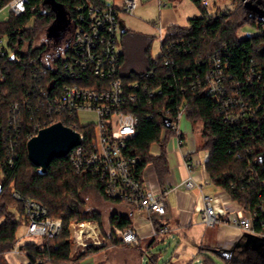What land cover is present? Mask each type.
Instances as JSON below:
<instances>
[{"label": "trees", "instance_id": "1", "mask_svg": "<svg viewBox=\"0 0 264 264\" xmlns=\"http://www.w3.org/2000/svg\"><path fill=\"white\" fill-rule=\"evenodd\" d=\"M75 19V6L93 3L104 5L99 0H55ZM173 1V0H169ZM200 14L188 19L187 26L168 25L164 40L160 43V54L151 58L146 50V68L143 71L122 73L125 53L120 54L119 75L124 81L139 80L147 89H137V100L130 109L138 116L137 133L128 139L126 151L139 156L138 171L151 163L158 178L168 171L165 145L172 132L164 118H175L178 106L186 100V116L191 122L202 123L203 142L201 149L208 152L204 163L210 180L243 208L252 218L253 229L264 233V18L247 8L242 0H233L234 6L212 15H205L200 0H193ZM264 9V0H249ZM1 4V3H0ZM31 8H34L32 10ZM34 16L35 24L26 27ZM56 18V11L46 0H29L26 12L0 21V33L10 36L8 46L14 58H5L8 72L0 80V120L4 122L12 102L26 98L30 107L23 108V123L15 145L17 156L12 165L4 162L5 140L8 134L0 131V254L11 250L20 224L24 223V209L21 201L12 195V189L24 197L40 201L52 217H59L62 226L58 236L42 241H27L19 246L29 264H80V260L99 252L106 245L127 247L114 233L113 228L131 226L129 215L112 212L108 218L109 229L105 228V245L87 246L76 256L72 255V231L70 223L94 220L102 224L100 212H87L81 192L93 187L107 201L108 198L100 180L89 172L76 171L67 156L53 158L46 173H38V167L28 158L26 144L31 138L32 127L41 123L42 128L61 121L70 125V118L47 115L39 99V88L46 84L51 89L77 82L87 87H99L105 79L80 71L79 76L70 77L60 68L47 69L41 74L44 64L45 46L33 42L41 28L50 25ZM246 23L259 27L257 33L239 35V29ZM125 28V27H124ZM127 32L125 28L124 32ZM166 44L170 45L166 48ZM214 52L227 64L226 74L237 82L239 92L254 108V113L228 120L217 109L213 96L206 94L203 86L209 68V56ZM60 58L56 64L60 65ZM168 61L165 64V61ZM253 65L254 75L249 67ZM151 74L145 77L146 72ZM259 73V75H257ZM160 87L161 93L148 96V91ZM169 110V111H168ZM168 111V112H167ZM89 143L93 137L90 126H76ZM165 136L161 140V134ZM160 142V152L152 154L150 146ZM5 163V165H4ZM125 204V203H123ZM156 230L159 225L154 223ZM263 245H255L244 237L231 249H203L198 251L200 264H264ZM221 260L222 263H218Z\"/></svg>", "mask_w": 264, "mask_h": 264}, {"label": "built area", "instance_id": "2", "mask_svg": "<svg viewBox=\"0 0 264 264\" xmlns=\"http://www.w3.org/2000/svg\"><path fill=\"white\" fill-rule=\"evenodd\" d=\"M140 0H120L118 4L95 5L84 3L75 6V19L73 20L68 11L69 24H73L71 37L64 47L51 61H44L48 67L42 69L44 74L47 69L54 71L59 68L70 77L79 76L80 71L88 72L94 76L105 79L104 84L99 87H87L78 84H63L51 89L49 84L39 88V99L45 106L47 115L62 116L70 118L69 127L76 130V126H90L93 128V137L89 143L84 141V134H80V143L74 146L66 156L76 171L89 172L95 176L103 186L104 194L113 200H119L131 207L141 208L149 214L165 213V201L163 194L168 187L159 192L152 190L147 181L144 180L143 170L138 171L139 156L125 152L127 141L137 133L138 116L130 109V104L137 100V89H147L145 82L134 80L124 81L119 75L120 54L119 34L121 33V15H131L138 6ZM0 10L4 7L9 9V16L0 19L7 21L10 16H19L26 12L29 0H0ZM169 0H158L159 8L167 6ZM200 5L205 9V15H212L226 10L218 8L209 10L208 0H200ZM34 10V8H31ZM26 27L32 26L29 22ZM68 24V25H69ZM160 43L164 40L163 24H157ZM10 36L0 33V80H4L8 66L5 58H14L8 46ZM174 44H166V48ZM46 49V48H45ZM45 51V50H44ZM13 56V57H11ZM43 57V56H42ZM60 58V65L56 61ZM209 68L205 75V82L200 83L206 94L213 96L217 102V109L225 115L228 120H236L240 117L254 113V108L239 92L237 82L230 80L226 74L227 64L214 52L209 56ZM165 64L168 63L166 60ZM253 65L249 67L254 75ZM151 71L146 72L145 77ZM259 75V73L257 74ZM161 93L160 87L148 91V96ZM186 100L178 106L175 118H170L168 126L172 134L182 140L180 120L186 115ZM30 107V101L23 98L21 101L12 102L4 122L0 120V131L8 134L5 140L4 162L12 165L15 157V145L23 123V108ZM169 111V110H168ZM167 111V112H168ZM83 112L93 114L87 122L81 121ZM67 126V125H66ZM42 128V124L36 123L32 127L31 137L36 135ZM5 165V163H4ZM192 176H187L175 188L188 189L195 185ZM12 195L22 202L24 209V236L30 238L51 239L60 233L62 220L48 214L46 207L38 200L22 196L18 191L12 189ZM203 209L201 220L205 226H213L219 221L210 194H202ZM225 220L238 226L243 232L254 235H263L253 229L252 218L248 213H229ZM84 224H87L84 226ZM73 227H79L74 231V239L79 244L85 245L84 239L91 237L92 243L103 244L98 237V225L92 221L71 223ZM117 237L126 244L136 242L138 233L133 227L124 229L115 228ZM78 233V234H77ZM10 251H19L18 240L15 241Z\"/></svg>", "mask_w": 264, "mask_h": 264}, {"label": "crops", "instance_id": "3", "mask_svg": "<svg viewBox=\"0 0 264 264\" xmlns=\"http://www.w3.org/2000/svg\"><path fill=\"white\" fill-rule=\"evenodd\" d=\"M123 16L121 15V20L124 24ZM158 19L165 27L172 24L181 25L183 22V18H178L174 11L165 8H159ZM191 125L192 133L188 135L182 131L181 142L173 134L168 138L165 145L168 171L163 178H158L151 163L143 168L144 180L153 191L159 192L168 187V191L163 194L165 213L149 214L141 208L104 200L110 214L118 212L130 216V227L138 233L137 240L128 244L129 248L123 249L125 257L113 256L114 248L108 247L107 250L101 249L87 255L80 260V264H139L138 259L142 262L145 253L153 262H157L158 255L152 251L160 242L174 246L163 264L200 263L199 250L231 249L244 238V232L238 226L227 222L225 217L232 212H247L210 180L204 167L208 152L201 149L202 142L197 139L193 122ZM189 175L196 183L193 187H174ZM202 194L213 196L212 203L219 217V221L213 226H205L201 220ZM154 223L159 225L158 231ZM165 251H168V248Z\"/></svg>", "mask_w": 264, "mask_h": 264}, {"label": "rangeland", "instance_id": "4", "mask_svg": "<svg viewBox=\"0 0 264 264\" xmlns=\"http://www.w3.org/2000/svg\"><path fill=\"white\" fill-rule=\"evenodd\" d=\"M102 3L108 4H118L120 0H99ZM209 2V10L215 11L218 8H231L234 6L235 2L233 0H208ZM165 10L174 11L178 18H183L182 26L188 25V17L197 16L200 14V9L197 7L193 0H173L169 1L168 6L162 7ZM159 15V6L158 0H140V5L137 6L134 10V13L131 15H124L123 22L127 29V32L119 34V47L122 52L125 53L124 61L121 66V72L126 74L131 71L140 72L146 68V56L145 51L149 50V55L151 58H155L160 54L161 46H160V39H159V32L157 30V24L159 22L158 19ZM9 16V9L4 7L0 10V19L3 20L4 18ZM31 20L29 23L32 25L35 24ZM36 38L33 42L34 45L45 46V51L43 53V58L48 60H52L64 47V44L69 40L72 33L73 24H69L64 31L63 36L60 40H56L53 37L57 36L60 31V26L57 22H53L50 25L40 26ZM260 29L257 26H254L251 23L244 24L238 31L239 35H243L246 33H257ZM163 33H166V27L163 26ZM48 62L47 60H44ZM93 114L88 112H83L81 115V121L87 122L92 118ZM194 132L197 136V139L203 142V137L201 135L202 132V123L200 121L193 122ZM180 129L186 134L192 133V125L189 118L184 115L180 120ZM164 132L161 134V140L164 138ZM160 142H154L150 146V152L158 154L160 152ZM81 197L85 200V210L89 213L92 211H98L102 217V224H99L97 221L89 220L98 225L99 233L98 237L103 241V244H96L92 243L91 237L83 238L85 245L78 244L74 239V230L78 229L79 227L76 225L73 227L71 223H76L72 221L70 223V229L72 231V255L76 256L79 252L85 250L87 246H100L105 245L106 240L103 237L102 231L103 228L106 230L109 229L108 226V218H109V209L105 207L104 199L97 193L95 188L87 187L85 190L81 192ZM84 222V221H83ZM87 222V221H86ZM114 233L115 230L113 229ZM25 233V223L20 224L17 233L16 239L18 240V245L20 246L22 243L27 241H36L41 242V238H30L24 236ZM116 234V233H115ZM113 247L112 249L114 252L113 256L125 257L123 249L129 248L127 247H118L113 246L111 244L106 245V248ZM156 248L153 249V253L158 255L156 258L157 262H153L151 258H149L146 253L143 255L142 262L138 259L139 264H163L169 254L173 250L174 246H169V244H164L160 242L158 245L155 246ZM118 248V249H116ZM168 248V251L165 249ZM109 250V249H108ZM5 251L0 254V264H29L30 260L28 256L22 251ZM161 255V256H160ZM218 263H222L221 260H218ZM106 264V263H102ZM192 264V263H191Z\"/></svg>", "mask_w": 264, "mask_h": 264}, {"label": "water", "instance_id": "5", "mask_svg": "<svg viewBox=\"0 0 264 264\" xmlns=\"http://www.w3.org/2000/svg\"><path fill=\"white\" fill-rule=\"evenodd\" d=\"M247 8L252 10L258 18H264V9L251 3L249 0H242ZM52 5L56 11L55 22L60 26V31L57 36L53 38H61L66 30L69 19L64 7L55 0H46ZM124 24L121 23V32H124ZM13 57V56H11ZM166 126L170 125V118H164ZM80 143V134L77 130L64 125L61 121L54 122L49 126L41 128L38 133L32 136L26 144L27 155L29 160L38 167V173L44 174L53 158L65 157L66 154L77 144ZM244 237H247L248 242L253 244L263 245V263H264V233L263 235H254L244 232ZM192 264H200L194 262Z\"/></svg>", "mask_w": 264, "mask_h": 264}, {"label": "flooded vegetation", "instance_id": "6", "mask_svg": "<svg viewBox=\"0 0 264 264\" xmlns=\"http://www.w3.org/2000/svg\"><path fill=\"white\" fill-rule=\"evenodd\" d=\"M54 39H56V40L58 41V40H60L61 38L57 39V38L55 37Z\"/></svg>", "mask_w": 264, "mask_h": 264}, {"label": "bare ground", "instance_id": "7", "mask_svg": "<svg viewBox=\"0 0 264 264\" xmlns=\"http://www.w3.org/2000/svg\"><path fill=\"white\" fill-rule=\"evenodd\" d=\"M87 224H84V226H86ZM78 234V233H77Z\"/></svg>", "mask_w": 264, "mask_h": 264}]
</instances>
